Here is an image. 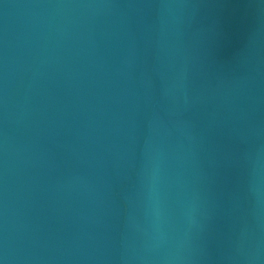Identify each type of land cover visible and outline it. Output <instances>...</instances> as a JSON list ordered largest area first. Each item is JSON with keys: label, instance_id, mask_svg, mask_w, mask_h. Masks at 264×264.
Masks as SVG:
<instances>
[{"label": "water", "instance_id": "95a60500", "mask_svg": "<svg viewBox=\"0 0 264 264\" xmlns=\"http://www.w3.org/2000/svg\"><path fill=\"white\" fill-rule=\"evenodd\" d=\"M0 264H264V0H0Z\"/></svg>", "mask_w": 264, "mask_h": 264}]
</instances>
